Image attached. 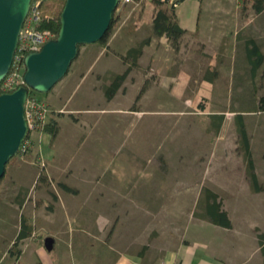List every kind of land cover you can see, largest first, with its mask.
<instances>
[{"label":"rangeland","instance_id":"rangeland-1","mask_svg":"<svg viewBox=\"0 0 264 264\" xmlns=\"http://www.w3.org/2000/svg\"><path fill=\"white\" fill-rule=\"evenodd\" d=\"M211 1L185 0L180 6L181 23L185 20L183 15L187 19L193 14L199 17L200 6L205 10L204 6ZM250 3L251 0H238L236 11L231 12L230 17L236 16L240 36L252 37L264 52V27L262 32L254 28L257 21L264 24V13L256 18ZM228 5L235 7L232 1ZM156 9L155 4L135 7L130 3L121 11L118 25L128 26L132 31L129 46H136L147 37L150 42L126 80L130 84H126L125 92L115 101L101 98V87L97 96L88 98L86 89L91 77L84 79L87 63L82 61L86 45L49 93H35L49 105L51 117L57 120L58 132L56 136L46 132L45 149L33 133L31 152L40 156L45 151L44 160L39 157L40 163H37L30 156H17L2 176L0 264H29L28 257L34 259L30 255L32 249L43 246L45 237L63 227L59 218L68 216L70 209L72 214V207L83 210L80 216H91L87 212L91 206H99L105 185L111 197L108 214L113 217L115 228L118 217L126 212L129 216L134 212L137 216H155L154 224H167L163 216H198L202 208L197 201L204 188H211L225 201L222 207L233 216H262L254 219L264 230V199L251 197L255 192L247 176L234 120L238 113L247 110L242 113L243 121L249 134L255 172L264 185V111L257 110L264 96V63L256 77L248 81L249 72L230 45L223 57L216 55L213 60L217 74L212 87L200 86L202 71L207 72L209 62L203 58L196 61L201 66L193 70L182 94L181 84L186 80L182 71L191 70L189 64L193 62L184 61L186 45H181L183 41L180 40L176 51L171 49L167 37L151 35L150 22ZM111 39V44L115 45L118 36ZM100 77L98 75L97 81H105ZM221 112L226 120L216 137L210 128V116ZM39 144L42 151L38 150ZM117 184L128 186L131 193L140 191V198L135 199L140 205L117 200ZM138 185L140 189H133ZM74 190L78 193L76 206H72L75 201H71L69 193ZM148 193L153 200L143 203ZM135 194L130 196L135 197ZM94 211L97 216L100 208ZM24 218L33 226V231L27 238L16 239ZM258 232L264 233L260 227L253 234L243 230L246 236L242 247L247 250L243 247L245 254H237L241 264H260L258 258L262 256L256 251L260 246ZM219 247L220 257H230L229 243ZM70 249L67 246L66 251ZM55 251L56 248L47 250L51 258Z\"/></svg>","mask_w":264,"mask_h":264},{"label":"crops","instance_id":"crops-1","mask_svg":"<svg viewBox=\"0 0 264 264\" xmlns=\"http://www.w3.org/2000/svg\"><path fill=\"white\" fill-rule=\"evenodd\" d=\"M184 1H182L181 4ZM202 1L204 0H200V2ZM230 1L233 2L235 7L231 8L228 5ZM237 2L238 0H213L208 6H204L206 8L205 10L200 6L199 17L195 18L193 14L192 16H188L187 19V17L183 15V20L185 19L183 23L180 21V17L183 14V12L180 11L181 4L177 7V21L179 25L185 29V33L180 39L183 41L181 45H186L183 52L184 61L188 60L193 62L189 64L192 71L190 69H183L182 71L186 76L185 82L181 84L182 90L180 92H182V94L186 91L185 88L193 70L200 68L201 64L198 62L203 58H206L209 62L205 69L207 72L202 71L201 74V71L198 70L201 74L200 86L208 89L212 87L211 85L214 81V77L217 74V69L213 68L215 65L213 60L216 58V55L223 57V52L228 51L230 45L233 47L235 53H239L238 58L242 61L245 71L249 72L247 77L249 75L248 78H250L251 66L248 63L250 59L249 48L251 47L250 39L253 38H242L240 36L241 34H239L240 31H238V23L236 24V22H238L236 16L232 15L230 17L231 12L234 13V11H236ZM251 3L250 7L252 9ZM263 13L264 12L256 13V18L263 15ZM154 15L155 14H153L152 20ZM151 24L152 21L150 22V27ZM263 27L264 24H262L261 21H257L254 26V28L260 32L263 31ZM131 32L130 27H122L119 24L115 33L111 36H118L115 45L111 44V40L113 39H111V37L102 45L86 44L87 48L82 57V61L87 63L84 79L88 80L89 75L91 77L88 81V89H86L88 98L93 99L92 96H97L98 88L101 87L100 97L105 99L103 86L109 82L110 76L112 74L122 73L129 65V63H126L123 59V56L127 49L131 47L129 46L131 45L130 41H132L130 39ZM159 38H162V36ZM179 48L177 50H179ZM171 49L174 48L171 46ZM260 67L257 70H259ZM131 70L113 98L107 101H115L120 94L125 92V87L128 83L126 80ZM98 75L105 81H97ZM170 75L175 76L173 72H170ZM245 78L246 76H244V80ZM76 86H78V84H76ZM132 87H135V85H132ZM198 91H200V88ZM225 120L226 117H224L218 133L213 131L216 137L220 135ZM234 120L236 123V119ZM210 128H212L211 123ZM37 139L38 143L42 145H37L38 150H41L40 146L45 149L46 132H43L40 136L38 135ZM43 153L46 154L45 151H43ZM43 153L40 155V158L42 157L44 160ZM117 186L119 189L117 192V200L125 201L124 204H136L137 207L140 205L138 201H135V199L140 198V191L136 194L133 191L135 198L130 196H134V194L131 193L128 186L121 187V184H117ZM105 188L106 189L104 192L102 191L99 197V206H94L100 208V211L96 212L97 216H95L94 213V209L96 208L92 206L87 212L90 213L91 216H80L83 210L81 209L78 211L77 207H72L74 211L72 213L73 215L70 213V209V211L67 212L68 216H61L59 220L63 222V227L59 228L56 233L51 236L54 239L51 251H54L56 248V254L51 258L43 243L44 247L41 245V247L38 246L32 249L30 255L34 257V259L28 257V260H30L29 264H34L37 260H39L41 264H154L161 261H166L171 264H238L239 260H241V258L238 257L245 254L247 250L245 246L243 247L246 250L242 247V242H245L246 234H253L259 227L264 231L254 219V217L261 218L262 216H240V218H238V216H233L228 209L224 207H222V209L226 211L231 222L229 228L211 223L205 216H202V211L200 216H163V218L165 217V220L168 221L167 224H161V222L159 224L157 222L154 224L153 218L155 216H137L135 212L132 213V216H129L126 212L124 216L118 217L117 228H115L113 224L114 219L108 214V206L111 198L109 197L110 194L107 189L109 187L105 185ZM134 188L140 189L141 187L138 185V187L133 186V189ZM211 190L217 193L215 190ZM69 193L72 197L71 201H75L72 206H76L78 204L76 199L78 193H76L75 190ZM150 195L151 193L145 194V201L143 203H149L153 200V197L149 199ZM217 195L221 205L225 204V201L220 199L218 193ZM202 196L200 197V201L204 204L205 200L202 201ZM251 197L263 201L264 190L255 192L254 196ZM198 202L199 199L197 203ZM145 217L150 218V220L147 221ZM54 219L57 220V217L54 216ZM66 222L69 223L66 225ZM65 226L67 229H65ZM19 230L20 228L17 234ZM240 230L242 233L239 232ZM243 230L247 232L245 235H243ZM259 233L262 232H258L257 234ZM222 243H229L230 257L225 258L224 255L221 257L218 255L217 250H219L218 248H220L219 246ZM66 245L71 248L68 252L66 251ZM65 246L66 248H64ZM256 248V251L261 254L260 246ZM237 254L240 255L237 256ZM258 259L260 261L259 263L263 264V256L262 258L259 256ZM239 263L241 264V262Z\"/></svg>","mask_w":264,"mask_h":264},{"label":"water","instance_id":"water-1","mask_svg":"<svg viewBox=\"0 0 264 264\" xmlns=\"http://www.w3.org/2000/svg\"><path fill=\"white\" fill-rule=\"evenodd\" d=\"M119 0H66L57 36L39 51L25 54L24 81L11 92L0 93V178L10 158L19 151L27 134L24 103L29 89L47 93L67 73L79 44H94L107 31ZM32 0H0V83L8 74L18 45L19 33ZM54 239H44L47 250Z\"/></svg>","mask_w":264,"mask_h":264},{"label":"trees","instance_id":"trees-1","mask_svg":"<svg viewBox=\"0 0 264 264\" xmlns=\"http://www.w3.org/2000/svg\"><path fill=\"white\" fill-rule=\"evenodd\" d=\"M35 1L36 0H32V3H34ZM65 1L66 0H42L41 1L42 19L38 24L39 30H49L55 34V37L57 36L59 32V28H60V15H61L63 6L65 4ZM251 1H252L251 3L252 10L255 13L258 14V13L264 12V0H251ZM154 4L157 6V9H156V12L152 20V24H151V32H152L151 35L155 36L156 38H159L161 36H166L172 48L177 50L179 48L180 39L182 35L185 33V29L179 25L177 18H176L177 8L167 7V6L163 7V5H161L157 1H155ZM120 5L121 4L119 2L115 10L113 11L112 18H111L107 31L105 32V34L99 41L94 43L95 45L105 44L106 41L111 37L113 30L117 28L120 17H121V13H122L121 11L125 7L123 6V8L118 11V8L120 7ZM45 15H48V17L46 18ZM149 41H150V38H145L144 40H141L138 43V45L131 46L127 49L125 55L123 56V59L126 62H128L129 65L126 67V69L122 73L112 74L109 78V82L103 86V94L106 100H111L113 98V96L116 94V92L118 91L122 83L125 81L129 71L132 68L137 67L138 60L143 53V48L145 47V45L149 43ZM250 42H251V47L249 48V58L250 59L248 63L251 66L250 78L253 80L258 74L257 69L260 66H262L264 63V52L261 51V45L259 43H257L253 39H250ZM82 46H84V44L78 45V53H77L76 58L78 57ZM74 60L71 62V64L74 62ZM70 66H69V69H70ZM248 81H249V78H248ZM52 88L47 93H49L52 90ZM1 92L2 91L0 89V93ZM35 93L36 91L29 89L28 96L32 98H37L35 96ZM37 100L44 101L39 98H37ZM250 103L251 102H249L248 104ZM248 104H245V105L247 106ZM242 106H244V104H242ZM257 108H258L257 109L258 111H264V96L260 98V103L257 106ZM243 111H247V110H243ZM243 111L238 113L235 118L236 126H237V133L240 136V147L242 149L243 156L246 161V166H247L246 171H247L248 179L250 181L251 188L254 192H259V191L264 190V185L260 182L255 172L254 161H253L252 153L250 149L249 136H248V132H247V129L243 121V114H242ZM50 113L44 124L43 131L50 133L52 136H56L58 132V126L56 122L57 120L51 117ZM224 117H225L224 113L211 114L210 123L215 133L219 132V129L222 125ZM33 144L34 142H31L25 151L19 150L17 154H15L12 158H10L5 166V172H6L8 165L14 163L15 160L18 159L17 156L19 157L30 156L37 163H40V160H39L40 156L38 154L33 155V153L31 152ZM1 180L2 178H0V181ZM202 197H203L202 201L205 200V203L204 204L201 203L200 200L198 202L202 208V213H201L202 216H205V218L208 219L213 224L229 228L231 226V222L228 218L226 211L222 209V205H221V202L218 200L217 193H215L209 188H204ZM201 214L199 213V215L198 214L197 215L200 216ZM32 231H33V226L28 221H26L24 218L22 220L21 227L17 234L16 239L27 238L31 235ZM258 241L260 245V252L264 258V233H260L258 235ZM34 264H41V262L37 260ZM263 264H264V259H263Z\"/></svg>","mask_w":264,"mask_h":264},{"label":"built area","instance_id":"built-area-1","mask_svg":"<svg viewBox=\"0 0 264 264\" xmlns=\"http://www.w3.org/2000/svg\"><path fill=\"white\" fill-rule=\"evenodd\" d=\"M41 1L36 0L31 4L30 10L23 22L19 33L18 45L14 55L13 63L8 74L0 83L2 92H11L19 86L26 85L24 81V63L25 54L31 51H39L44 43L55 38V34L49 30H39L38 24L42 19ZM157 1L161 5L177 8L183 0H119L121 7L127 4L144 6L154 4ZM119 10V9H118ZM47 18L48 15H45ZM50 107L45 101H39L37 98L27 96L24 103V118L27 125V134L23 139L19 150L25 151L31 142H34L33 133L37 136L42 134L44 124L49 116ZM154 264H171L166 261H161Z\"/></svg>","mask_w":264,"mask_h":264}]
</instances>
